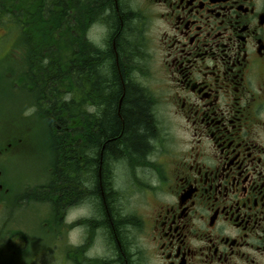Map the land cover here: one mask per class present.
Segmentation results:
<instances>
[{
    "label": "flooded vegetation",
    "instance_id": "obj_1",
    "mask_svg": "<svg viewBox=\"0 0 264 264\" xmlns=\"http://www.w3.org/2000/svg\"><path fill=\"white\" fill-rule=\"evenodd\" d=\"M121 2L137 47L127 81L152 120L146 149H123L91 197L96 108L82 80L80 128L71 118L79 76L70 36L64 87L54 91L40 85L56 64L45 48L26 47L34 34L19 32L21 104L0 110V264H264V0ZM121 17L82 21L85 41L117 54ZM25 20L38 18L22 12ZM53 96L66 103L62 124Z\"/></svg>",
    "mask_w": 264,
    "mask_h": 264
},
{
    "label": "trees",
    "instance_id": "obj_2",
    "mask_svg": "<svg viewBox=\"0 0 264 264\" xmlns=\"http://www.w3.org/2000/svg\"><path fill=\"white\" fill-rule=\"evenodd\" d=\"M75 1L77 4L68 7L66 0H0V24L9 23L11 29L34 34L24 38L26 47L45 48L44 56L48 60V65L56 64L54 69L56 74L50 75L48 77L50 81L40 85L45 89L53 88L54 91L59 84L64 87L66 41L67 35L70 36L73 75L79 76L77 83L72 81L70 87L72 95L68 107L71 118L80 128L83 85L79 82L82 80L88 83L86 96L89 105L95 106L96 109L99 107L98 104L103 107L100 116L96 114V109L89 107V110L95 113L89 116L87 133L86 182L88 186H95L91 197L99 199L100 178L102 176L104 182L109 180L113 159L117 158L123 149L143 154L147 139L153 133V127L148 101L134 84L127 81L129 66L136 55L137 47L129 38L132 37V31L129 29L131 21L121 11L123 9L121 0H107L108 4L101 7L97 3L92 4L93 0ZM118 10L124 23L120 25L118 32L117 54L112 49L100 51L91 42L85 41L83 30L86 27L82 21H92L101 15L109 14L110 23L119 25ZM22 12L37 17L38 21H21ZM5 17L9 21H6ZM107 44L109 46L110 41ZM57 75H61V80H55ZM65 104L64 100L53 96L55 118L61 124L64 123ZM49 107L51 109V106ZM74 149L79 151V144ZM102 210L105 211L104 208Z\"/></svg>",
    "mask_w": 264,
    "mask_h": 264
},
{
    "label": "rangeland",
    "instance_id": "obj_3",
    "mask_svg": "<svg viewBox=\"0 0 264 264\" xmlns=\"http://www.w3.org/2000/svg\"><path fill=\"white\" fill-rule=\"evenodd\" d=\"M84 1V0H80ZM9 23L0 24V110L5 109L11 112H17L21 103H17L20 98L13 81L18 70L16 62V47L18 46L17 33L18 31L10 28ZM98 29L94 31V38H97ZM90 42V38H88ZM13 60L9 62V59ZM12 74V79L10 76ZM83 85V90L86 89ZM87 212L89 209L87 207ZM89 216V215H88Z\"/></svg>",
    "mask_w": 264,
    "mask_h": 264
},
{
    "label": "clouds",
    "instance_id": "obj_4",
    "mask_svg": "<svg viewBox=\"0 0 264 264\" xmlns=\"http://www.w3.org/2000/svg\"><path fill=\"white\" fill-rule=\"evenodd\" d=\"M27 114V113H26Z\"/></svg>",
    "mask_w": 264,
    "mask_h": 264
}]
</instances>
